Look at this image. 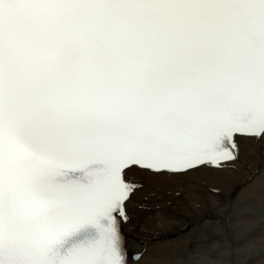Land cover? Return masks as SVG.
<instances>
[{
  "label": "snow or ice",
  "instance_id": "6c2138e0",
  "mask_svg": "<svg viewBox=\"0 0 264 264\" xmlns=\"http://www.w3.org/2000/svg\"><path fill=\"white\" fill-rule=\"evenodd\" d=\"M257 144L264 0H0V264L264 253V240L237 244L199 213L206 243L192 249L147 226L186 188L224 195L209 177L239 171ZM257 180L243 174L226 198L264 224Z\"/></svg>",
  "mask_w": 264,
  "mask_h": 264
},
{
  "label": "bare ground",
  "instance_id": "6f19581e",
  "mask_svg": "<svg viewBox=\"0 0 264 264\" xmlns=\"http://www.w3.org/2000/svg\"><path fill=\"white\" fill-rule=\"evenodd\" d=\"M254 171L264 173V144H257L244 152L239 171L209 177L210 183L217 184L224 189V195L215 196L205 188L199 190L186 188L183 196L174 198V211L169 212L166 220H153L147 226L151 230L161 233L160 239L166 248L180 250L188 247L192 249L195 248L198 243H206L204 239L206 233L201 227L197 226L195 221L199 213L203 216V219L212 222V227L215 230L226 231L229 238L237 236L244 238V243L242 242V244L248 241H254L260 244V242L264 240V231L260 233L259 227L256 228V225L255 227L253 226L257 224L256 220L259 219V215L252 217L248 214L233 212L230 202L226 198L229 189L234 183L241 179L243 174H251ZM261 184L262 181L257 180L255 186L257 197H259L261 191H264V188H261ZM239 191L240 189L237 188L236 191L232 193L233 197H235ZM241 195H243V193H241ZM194 200H199L201 202L200 208L197 209L191 206ZM215 212H221L223 215L217 216L214 214ZM247 220H255V223L250 221L245 222ZM242 222H245L241 225L244 229L242 232L239 229L233 230L234 226ZM185 225H188V227H185ZM239 227L238 225V228ZM251 227L256 228V230L254 229L255 232L252 233L249 230ZM247 230H249L251 234H245ZM133 246L134 242L130 241V247ZM238 260L239 264H264V253H261L258 248L256 255L247 259L241 257L238 258Z\"/></svg>",
  "mask_w": 264,
  "mask_h": 264
},
{
  "label": "rangeland",
  "instance_id": "374dc122",
  "mask_svg": "<svg viewBox=\"0 0 264 264\" xmlns=\"http://www.w3.org/2000/svg\"><path fill=\"white\" fill-rule=\"evenodd\" d=\"M259 218V219H258ZM257 219L258 220H256L257 221V224H254L253 226L255 227V225H256V228L257 227H259V231H261L260 233H262L263 231H264V224H261L260 222H259V220H260V217H258ZM253 222L252 220H247V221H245V222ZM255 221V220H254ZM245 222H242V223H239L238 225L240 226L239 228H238V225L237 226H234L233 227V230H237V229H239V230H241V232H242V230H244L242 227H241V225L242 224H244ZM259 222V223H258ZM260 225V226H259ZM262 226V227H261ZM250 228L249 230L253 233V232H255L254 231V229L256 230V228ZM235 228V229H234ZM253 229V230H252ZM263 229V230H262ZM249 230H247V231H245V234H251V232L249 231ZM231 238H233L234 239V241H235V243H237V244H242V242L244 243V238H242V237H237V236H232ZM237 238V239H236ZM242 257V256H241ZM241 257H239V258H241Z\"/></svg>",
  "mask_w": 264,
  "mask_h": 264
}]
</instances>
